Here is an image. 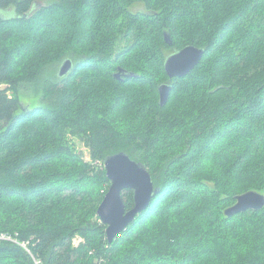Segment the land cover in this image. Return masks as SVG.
Listing matches in <instances>:
<instances>
[{
    "label": "trees",
    "instance_id": "16d2710c",
    "mask_svg": "<svg viewBox=\"0 0 264 264\" xmlns=\"http://www.w3.org/2000/svg\"><path fill=\"white\" fill-rule=\"evenodd\" d=\"M41 1L0 0V264H264V209L225 214L264 195V0ZM187 46L205 54L171 81ZM121 152L159 192L109 242Z\"/></svg>",
    "mask_w": 264,
    "mask_h": 264
},
{
    "label": "water",
    "instance_id": "95a60500",
    "mask_svg": "<svg viewBox=\"0 0 264 264\" xmlns=\"http://www.w3.org/2000/svg\"><path fill=\"white\" fill-rule=\"evenodd\" d=\"M165 39L172 45L169 35H166ZM204 54L205 51L201 48L187 46L183 50L169 55L164 67L170 80L187 77L198 66ZM72 67V61L66 60L60 68L59 75L61 77L67 75ZM120 74H117L116 77L120 78ZM172 90L171 82L160 85L161 107L168 104ZM104 167L111 185L99 206L98 216L102 223L107 225L106 232L109 242H113L139 214L149 207L159 189L155 188L152 176L145 165L133 160L127 153L121 152L108 156ZM126 190H131L134 193L135 205L130 210H127L123 198V193ZM263 209L264 195L251 191L237 196L236 203L228 208L225 214L232 217L246 211H262Z\"/></svg>",
    "mask_w": 264,
    "mask_h": 264
},
{
    "label": "rangeland",
    "instance_id": "374dc122",
    "mask_svg": "<svg viewBox=\"0 0 264 264\" xmlns=\"http://www.w3.org/2000/svg\"><path fill=\"white\" fill-rule=\"evenodd\" d=\"M50 1L51 0H42L40 3H38V6L48 5V3H50ZM134 10L135 11H137V10L144 11V8H143L142 5H137L134 8ZM8 14H12L13 15V13H8V12L6 14H3V15H8ZM60 68H61V66L58 69H60ZM74 140H75V144L77 145L78 150L81 151L84 154V156L86 157V159L89 160V158H90L89 149H87L81 141H79L77 139H74ZM22 248L25 249L24 247H22Z\"/></svg>",
    "mask_w": 264,
    "mask_h": 264
},
{
    "label": "built area",
    "instance_id": "2783aa9c",
    "mask_svg": "<svg viewBox=\"0 0 264 264\" xmlns=\"http://www.w3.org/2000/svg\"><path fill=\"white\" fill-rule=\"evenodd\" d=\"M0 240H12V238L6 234H3L0 232ZM82 240L80 238H76L74 240V244L78 245ZM20 246L24 247L26 249L27 252H29V250L26 247V244L24 243H19ZM37 264H40L39 262H37Z\"/></svg>",
    "mask_w": 264,
    "mask_h": 264
}]
</instances>
